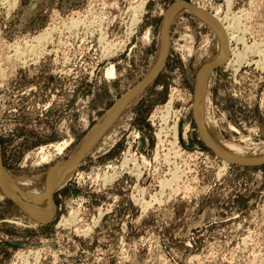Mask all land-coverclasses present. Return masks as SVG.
<instances>
[{
  "label": "rangeland",
  "instance_id": "rangeland-1",
  "mask_svg": "<svg viewBox=\"0 0 264 264\" xmlns=\"http://www.w3.org/2000/svg\"><path fill=\"white\" fill-rule=\"evenodd\" d=\"M179 2L229 45L203 128L239 158L264 151V0H0L3 169L29 180L67 164L156 67ZM168 36L153 81L54 193L53 218L0 186V264H264V160L222 157L196 120L217 30L182 11Z\"/></svg>",
  "mask_w": 264,
  "mask_h": 264
},
{
  "label": "bare ground",
  "instance_id": "bare-ground-1",
  "mask_svg": "<svg viewBox=\"0 0 264 264\" xmlns=\"http://www.w3.org/2000/svg\"><path fill=\"white\" fill-rule=\"evenodd\" d=\"M182 11H191L195 14L199 13L202 18H204V20L210 23L217 30L220 40L218 52L214 55L212 54L211 58L204 64V67L200 70V73H202L198 77L195 115L198 126L200 127L202 136L206 141V144H208L213 150H216L217 153L221 154L222 157L228 160L233 159L232 161H234V159H236L235 161L238 162H257L264 160V151H262L259 155L253 156L251 158L243 159L239 158V156L237 157L233 153L236 147L233 146L232 148V145H229L230 143L227 144L223 142L224 144H222L220 142L221 140L219 141L217 138H214L207 130L203 128L202 122L205 121V107L208 97V91L211 84L210 79L212 76V70L215 68L216 64L225 62L226 57L229 53V45L227 44L226 34H224L223 32L224 30H222L215 21H213L204 13H201V11H198L197 9L191 7V5L179 2L173 5L168 10L166 17L164 18V28H162L161 31V42L157 54L158 62L156 67H153L154 69L149 74L148 78H146L144 82L137 85V87L131 90L126 98L122 100V103L121 101H119L112 110H110L102 119H100L98 125L95 126V128L86 138L77 154H75V156L72 157V159L68 161L67 164H65V162L60 163L57 167H55V169H52L45 176H37L36 178L33 177L34 179L29 180H23L20 177L18 179L16 177H13L3 169V164L0 158V186L2 194L17 201L19 204H17L16 202L15 203L20 208L28 212L33 219L45 221L54 217V193L71 179V177L74 175V171H76V167H78L80 162L83 160V157H86V155L91 152L97 142L102 138L105 139L106 137H108V133L110 132V130H112L111 127L125 111V108L131 104L134 97L136 98L139 96L145 85L153 81L158 72V69L164 64V61L166 60V57L168 55V49L170 48V37L168 39L167 30L169 29L175 17ZM133 21H135V19H133ZM237 150L238 149H236V151ZM50 213L51 216L48 219H44L45 217L47 218Z\"/></svg>",
  "mask_w": 264,
  "mask_h": 264
},
{
  "label": "water",
  "instance_id": "water-1",
  "mask_svg": "<svg viewBox=\"0 0 264 264\" xmlns=\"http://www.w3.org/2000/svg\"><path fill=\"white\" fill-rule=\"evenodd\" d=\"M190 5V4H189ZM169 29L167 30L168 33ZM169 39V36H168ZM169 48V47H168ZM169 50V49H168ZM223 63H218L216 65H222ZM198 86V83H197ZM100 138V137H99ZM216 151V150H214ZM0 158H1V154H0ZM238 164H242V165H255V164H259L260 162H237ZM11 200H13L14 202H16L17 204H19L17 201H15L13 198L10 197Z\"/></svg>",
  "mask_w": 264,
  "mask_h": 264
}]
</instances>
